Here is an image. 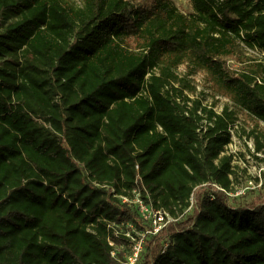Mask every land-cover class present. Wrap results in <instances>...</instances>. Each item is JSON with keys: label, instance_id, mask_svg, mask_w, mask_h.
Here are the masks:
<instances>
[{"label": "trees", "instance_id": "trees-1", "mask_svg": "<svg viewBox=\"0 0 264 264\" xmlns=\"http://www.w3.org/2000/svg\"><path fill=\"white\" fill-rule=\"evenodd\" d=\"M189 2L0 0L41 63L0 62V264H121L106 239L145 229L120 198L135 189L173 216L194 197L138 264H264V198L230 202L227 153L240 115L264 152V0ZM201 75L229 104H204Z\"/></svg>", "mask_w": 264, "mask_h": 264}, {"label": "rangeland", "instance_id": "rangeland-1", "mask_svg": "<svg viewBox=\"0 0 264 264\" xmlns=\"http://www.w3.org/2000/svg\"><path fill=\"white\" fill-rule=\"evenodd\" d=\"M72 1L79 3V0ZM133 1L139 2L144 0ZM172 1L183 12H190L191 5L189 0ZM28 29L29 28L21 21V18L12 17L9 19L4 29L0 30V37L7 36L12 33L16 39V43L20 44L18 48L13 47L9 56L6 59H0V62L4 63L6 66L15 67L20 72L22 69H26L29 66H41L40 62L33 59L28 45L21 43L22 36L29 33L28 37H30L31 30L29 29L28 31ZM114 36L111 34L109 35L110 38ZM246 56L260 61L263 55H259L256 51L248 50L246 51ZM180 72H183V69H181ZM194 81L198 87V91H204L206 93V100L204 101V104L210 105L216 103L217 110H219L223 105L229 104L225 98H216L209 92V90H207V86L202 75L195 77ZM252 130L253 124L243 115H240V122L233 132V142L227 149V153L234 156L233 165L236 174V185L235 191L231 193L229 198L230 202L236 206L255 203L264 198V152L257 153L255 151V140L249 135ZM190 213L191 212L188 214ZM188 214L184 215L179 221L185 219ZM141 222L145 226L151 227V222L148 217L143 218ZM153 237L154 236L147 237L146 240L144 238V249L149 243L147 240H151ZM119 252L124 261L132 255V250L129 246H127V248L120 246Z\"/></svg>", "mask_w": 264, "mask_h": 264}, {"label": "built area", "instance_id": "built-area-1", "mask_svg": "<svg viewBox=\"0 0 264 264\" xmlns=\"http://www.w3.org/2000/svg\"><path fill=\"white\" fill-rule=\"evenodd\" d=\"M230 195L231 193L229 196ZM120 198L124 204L133 207L137 211L141 220L148 217L151 222V227H147L143 224L145 227L143 231L137 230L133 224L122 225L125 228H121V230L116 231L115 235L125 236L129 240L127 246H129L132 250V255L130 257H128L125 261L124 259L120 260L121 264H138L141 254L144 251V238L146 240L147 237L158 235L168 224L179 222L184 215L192 211L194 205V197H192L191 204L188 209L178 216H173L164 209L156 208L150 198V195L147 194L144 198L139 189L133 190L129 197L122 196ZM106 241L115 249V252H119L120 246L116 244L113 239L107 238ZM121 247L127 248L124 245H121Z\"/></svg>", "mask_w": 264, "mask_h": 264}]
</instances>
